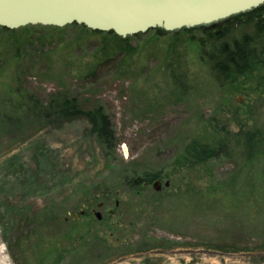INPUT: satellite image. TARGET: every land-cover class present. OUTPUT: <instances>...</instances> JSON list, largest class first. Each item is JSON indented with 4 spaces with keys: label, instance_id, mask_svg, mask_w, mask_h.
Listing matches in <instances>:
<instances>
[{
    "label": "rangeland",
    "instance_id": "obj_1",
    "mask_svg": "<svg viewBox=\"0 0 264 264\" xmlns=\"http://www.w3.org/2000/svg\"><path fill=\"white\" fill-rule=\"evenodd\" d=\"M106 34L0 30V264H264V157L190 167L180 155L191 138L264 135V66L223 86L186 35L134 36L126 55ZM174 43L185 100L167 70ZM64 95L106 111L113 157L84 119L30 111ZM144 173L160 192L130 187Z\"/></svg>",
    "mask_w": 264,
    "mask_h": 264
},
{
    "label": "trees",
    "instance_id": "obj_2",
    "mask_svg": "<svg viewBox=\"0 0 264 264\" xmlns=\"http://www.w3.org/2000/svg\"><path fill=\"white\" fill-rule=\"evenodd\" d=\"M73 26L87 30L81 26ZM0 30L9 34L15 33L2 28ZM150 32L170 34L176 43L181 40L180 37L188 36L181 40L182 45L188 42V47H193L199 53L202 61L210 66L217 83L223 86L231 79L245 76L254 69L264 66V6L231 18L216 27L182 30L177 33H166L162 30ZM92 34L101 35L99 32ZM239 34L241 37L238 36ZM106 35L113 38L112 44L106 49L110 48L113 53L126 55L131 53L130 38L121 39L113 33ZM169 49L167 70L173 85L177 90L181 89L180 93L175 91L176 97L185 100L188 96L186 85L188 88L189 82L186 66L181 61L182 49L175 43L170 45ZM30 111L44 119L51 117L68 121L84 119L89 125V135L95 137L105 156L110 159L117 153L120 142L109 115L102 107L84 110L76 99L64 95L52 100L47 107L33 108ZM180 155L182 164L190 167L207 165L220 158L232 160L235 157L248 165L256 162L259 157H264V135L259 129H251L241 130L237 134L226 132L224 136L210 142L191 138L184 142ZM160 176L159 173H144L141 177L134 175L129 185L132 188L150 185L155 180H159Z\"/></svg>",
    "mask_w": 264,
    "mask_h": 264
},
{
    "label": "water",
    "instance_id": "obj_3",
    "mask_svg": "<svg viewBox=\"0 0 264 264\" xmlns=\"http://www.w3.org/2000/svg\"><path fill=\"white\" fill-rule=\"evenodd\" d=\"M263 6L264 0H0V28L77 25L127 39L152 30L177 33L216 27ZM153 188L160 192L162 182L156 181ZM96 217L102 218L100 213Z\"/></svg>",
    "mask_w": 264,
    "mask_h": 264
},
{
    "label": "flooded vegetation",
    "instance_id": "obj_4",
    "mask_svg": "<svg viewBox=\"0 0 264 264\" xmlns=\"http://www.w3.org/2000/svg\"><path fill=\"white\" fill-rule=\"evenodd\" d=\"M94 213H95V212H94ZM80 214H81V216H84V215H85V213H81V212H80Z\"/></svg>",
    "mask_w": 264,
    "mask_h": 264
},
{
    "label": "bare ground",
    "instance_id": "obj_5",
    "mask_svg": "<svg viewBox=\"0 0 264 264\" xmlns=\"http://www.w3.org/2000/svg\"><path fill=\"white\" fill-rule=\"evenodd\" d=\"M3 253V252H2Z\"/></svg>",
    "mask_w": 264,
    "mask_h": 264
}]
</instances>
